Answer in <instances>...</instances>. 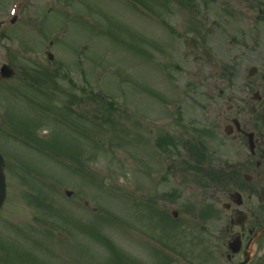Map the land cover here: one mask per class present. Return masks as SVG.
Segmentation results:
<instances>
[{
    "label": "rangeland",
    "instance_id": "rangeland-1",
    "mask_svg": "<svg viewBox=\"0 0 264 264\" xmlns=\"http://www.w3.org/2000/svg\"><path fill=\"white\" fill-rule=\"evenodd\" d=\"M19 1L0 0V19ZM246 1L22 0L15 26L0 32V56L10 46L18 59L14 76L0 81V264H114L129 252L151 264L125 246L136 240L123 234L124 189L141 190V182L153 194L144 175L157 165L127 172L124 164L153 162L147 139L170 131L175 114L184 128L197 117L204 63L250 45ZM44 226L43 242H30Z\"/></svg>",
    "mask_w": 264,
    "mask_h": 264
},
{
    "label": "flooded vegetation",
    "instance_id": "flooded-vegetation-1",
    "mask_svg": "<svg viewBox=\"0 0 264 264\" xmlns=\"http://www.w3.org/2000/svg\"><path fill=\"white\" fill-rule=\"evenodd\" d=\"M259 2L252 0L255 21L261 20L252 43L226 66L216 63L205 81L206 141H169L171 157L158 165L160 188L142 212L152 214L148 220L159 241L148 255L154 264H264V0ZM194 146L204 147L209 165L194 163ZM197 168L203 174L193 175ZM182 179L195 180L190 201L187 195L177 200Z\"/></svg>",
    "mask_w": 264,
    "mask_h": 264
},
{
    "label": "water",
    "instance_id": "water-1",
    "mask_svg": "<svg viewBox=\"0 0 264 264\" xmlns=\"http://www.w3.org/2000/svg\"><path fill=\"white\" fill-rule=\"evenodd\" d=\"M2 169H3V163L0 157V205L2 204V201L4 199V184H3Z\"/></svg>",
    "mask_w": 264,
    "mask_h": 264
}]
</instances>
